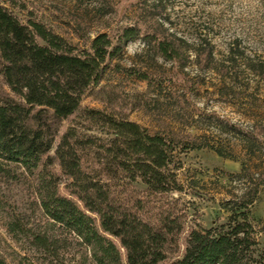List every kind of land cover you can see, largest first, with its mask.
Segmentation results:
<instances>
[{"label": "trees", "instance_id": "obj_1", "mask_svg": "<svg viewBox=\"0 0 264 264\" xmlns=\"http://www.w3.org/2000/svg\"><path fill=\"white\" fill-rule=\"evenodd\" d=\"M22 10L18 0H0V80L6 88H0V164L19 166L34 177L43 214L87 247L90 264L164 261L182 224L170 212L152 219L142 193L181 192L174 154L209 148L224 156L219 148L205 136L150 132L114 111L87 108L66 127L53 155L50 152L63 121L77 111L130 42L143 39L154 57L178 62L181 40L124 26L111 35L98 33L87 48L77 49ZM204 51L210 68L212 54ZM245 66L264 78V62L248 59ZM113 69L148 86L158 84L147 70L120 64ZM107 89L103 86L101 93ZM137 101L148 107L146 99ZM220 127L240 133L227 122ZM95 130L106 139L87 134ZM236 177L251 186L231 203L227 220L191 230L184 251L170 264H264V248L255 239L250 213L264 187V170L247 173L243 166ZM137 184L144 192L135 188ZM259 232L264 234V222ZM34 243L46 247L39 236ZM0 264H8L1 255Z\"/></svg>", "mask_w": 264, "mask_h": 264}, {"label": "rangeland", "instance_id": "obj_2", "mask_svg": "<svg viewBox=\"0 0 264 264\" xmlns=\"http://www.w3.org/2000/svg\"><path fill=\"white\" fill-rule=\"evenodd\" d=\"M18 1L23 15L30 13L77 49L87 48L98 33L111 35L124 26L181 40L178 62L154 57L143 39L130 42L77 111L63 121L50 152L53 155L66 127L87 108L114 111L150 132L205 136L219 148L224 156L209 148L174 154L181 192L142 193L152 219L170 212L182 224L177 243L158 263L170 264L184 251L191 230L227 220L231 203L251 186L236 177L243 166L247 173L264 170V78L245 66L248 59L264 62V0ZM204 50L212 54L210 68ZM114 64L152 72L159 85L127 78ZM103 86L108 89L101 93ZM0 88L6 90L1 80ZM140 98L148 107L140 105ZM226 122L240 133L224 131L220 126ZM87 134L106 139L99 130ZM135 188L145 190L140 184ZM250 213L263 249L259 228L264 222V187ZM37 236L46 240L45 248L35 246ZM0 255L8 264H90L87 247L43 214L34 177L6 163L0 164Z\"/></svg>", "mask_w": 264, "mask_h": 264}]
</instances>
